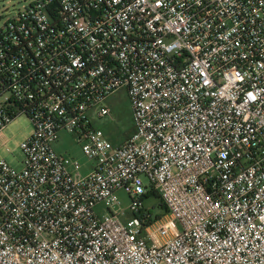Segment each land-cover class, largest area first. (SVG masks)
<instances>
[{"label": "built area", "instance_id": "1", "mask_svg": "<svg viewBox=\"0 0 264 264\" xmlns=\"http://www.w3.org/2000/svg\"><path fill=\"white\" fill-rule=\"evenodd\" d=\"M120 89L113 146L91 121ZM21 115L0 264H264V0H33L0 26V128Z\"/></svg>", "mask_w": 264, "mask_h": 264}, {"label": "rangeland", "instance_id": "2", "mask_svg": "<svg viewBox=\"0 0 264 264\" xmlns=\"http://www.w3.org/2000/svg\"><path fill=\"white\" fill-rule=\"evenodd\" d=\"M33 0H0V26H3L18 9L30 4ZM110 109V115L93 118L92 126L101 130L110 140L113 146L122 144L127 137L133 133L134 125L131 114L130 102L124 89L111 94L106 100ZM32 133V125L29 119L24 116L16 117L12 122L0 128V161H6L16 170L22 168L23 154L20 144ZM56 153L66 155L79 161L81 165L89 164L88 159L81 151L80 144L74 134L62 131L59 139L53 144ZM87 170H83L85 173ZM117 195L120 200V208L127 212L130 205L128 195L119 190ZM147 206L153 207L154 215L161 211L156 208L155 200L150 197L145 201Z\"/></svg>", "mask_w": 264, "mask_h": 264}, {"label": "trees", "instance_id": "3", "mask_svg": "<svg viewBox=\"0 0 264 264\" xmlns=\"http://www.w3.org/2000/svg\"><path fill=\"white\" fill-rule=\"evenodd\" d=\"M152 197L155 200V206L156 208H158L161 213H159L158 215H155V218L158 219L161 216H164L165 214H167L166 208L163 205L161 199L159 198V196L155 193V191L152 190V192L150 193V195H146L145 198H150ZM146 212L150 213L151 211L146 209Z\"/></svg>", "mask_w": 264, "mask_h": 264}]
</instances>
